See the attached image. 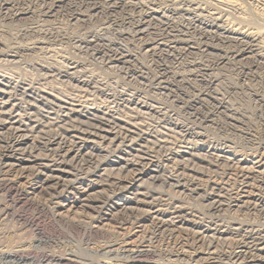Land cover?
Returning <instances> with one entry per match:
<instances>
[{"label":"rangeland","instance_id":"1","mask_svg":"<svg viewBox=\"0 0 264 264\" xmlns=\"http://www.w3.org/2000/svg\"><path fill=\"white\" fill-rule=\"evenodd\" d=\"M51 1L52 0H35L34 4L28 3L27 1L22 2V5L17 4L18 7L17 5L16 7L18 10L24 12V10L27 9V11L30 13L15 17L13 16V12H10L6 9H0V74L6 76L7 78L9 77V79L14 83L16 82L19 84L30 85L34 88H45L44 90L46 92L54 94L55 97H58V99L74 104H85L86 106L98 109L103 113L109 112V115L119 116L122 119H127L139 125L142 130L147 132L154 131L158 136V138H156L160 141L163 137L165 138L162 140L164 141V146L166 145L165 147H167V149L170 147V150L173 152H175L176 148L182 149L183 147H190L194 144H200L203 146H209V148L213 146L215 149H222L225 152L235 154L245 159L264 156V75L261 69H253L247 79H242L240 77L238 67L233 66L231 62L225 60L222 63H217V66L213 67L214 69L212 68L210 71L209 78H204L205 81L210 80L211 83H209V92H205V94H208L200 97V107L203 112L209 111V113H212V115L209 118L208 123H203L197 120V117L195 118L189 111L183 110L181 107H179L180 104L176 97H170L168 93L163 91L162 93L160 90L155 89L152 80L157 75V62H162L164 64L166 63L168 65H165L170 67V72L173 71L172 74H169V76L172 77L174 76L173 73H176L175 79L168 78L167 81L172 83L173 80H181L180 86L183 88L180 87V92L183 95L187 94L189 97H194L200 92H204L205 88L208 87V84L207 82H202L200 78L198 79L196 77H192L194 72L196 73V66L192 67L191 69V66L188 67L186 63L194 61V63L199 61L207 62L210 60V62H215L212 61L216 60L215 57L211 56L212 53H210L209 56L204 57L194 56V61L191 59V56L187 57L188 59L186 58L183 64L179 66L171 63L170 59H166V56L169 54L167 51H163V54L161 53V55L157 57V60H153L149 57V55H147V53H145L146 50L143 49V46H141L142 42L133 39L131 29H128L131 28V25L126 24L128 20H124L128 17L127 14H115L114 18L112 19L116 20L117 22L116 24L113 23L112 25L109 21L110 16H100L98 14L93 16L92 13L85 11L83 8L78 9L75 8L74 5H72L74 6L72 8V6H66L63 3L59 4L58 7L53 8L49 14L47 13V10L51 6ZM137 1L141 3L144 8L169 9L172 11L174 10L173 12H178L187 8L188 4H197L204 10L203 14L205 15L210 14L217 16V13H222V19L224 21L227 19L226 23L230 28L256 38H262H259V46H257L259 47L257 51L260 54L258 52H254L252 54L255 56L260 55V58L263 60L261 62L264 63V0H169L170 2H167L166 0ZM232 5L240 8L242 13L240 14V11L237 12L234 10ZM73 9L80 11V15L78 14L79 16L75 17V14H73ZM130 15H132L134 18L133 13H130ZM174 17L177 18L175 20L176 25H179V18L181 16L176 14ZM152 30L153 29H149L146 36H144L151 39L154 38L153 35H149V33H155V30ZM94 37H98L99 41H96V43L92 42V46L87 45V43L91 44V40L96 39ZM213 44L215 45L216 43ZM224 47L221 44L216 46L217 50L213 49V54L214 51L218 52L220 49L223 50L219 52V54L225 50L227 51V48ZM115 48L121 49L123 51L126 50L133 57L129 63L128 69L124 67L110 66L106 62H103L100 56L95 53V51L114 50ZM163 49L166 48L161 47V50ZM252 54H246L244 57H249ZM103 55H106V53L104 52ZM256 58L258 57L256 56ZM69 64L75 66L73 71L74 75L72 74L73 78H59L56 73L64 70L66 66H69ZM78 80L86 81L89 86L83 85V83H80ZM120 96H124L126 98L128 96L130 98L133 97L136 101L138 100L137 102L144 103L147 106L154 107L158 110L160 109V112L170 117L172 116L171 119L173 122L181 123L182 125L191 127L195 135H193L190 139L186 138L182 141L180 134L175 130L173 131L172 127L165 125L164 128V124H159V120L156 115L152 113L146 114L145 112L139 111L138 109L135 110L133 109V106L130 107L124 104L120 105V103L117 105L118 102L115 101H117ZM18 98L21 99L22 105L24 107L38 108L39 111L40 109H45L42 104L34 103L33 99H25L21 96H18ZM217 106L219 109L216 110L215 108ZM38 116L39 118L41 117L40 114H38ZM74 123V125H77L75 120ZM68 124H64L63 126L66 127H63V129L61 128V130L57 126L48 125L49 127H47L46 123H43V129L46 131L51 129L49 132L52 137L56 135V133H62V135L58 136L60 138L66 139L68 142H71L73 140L71 137L76 136V134H74V132L69 133V131L73 130L72 128L74 125L72 124L73 126H70ZM64 128L66 131H68V133L64 131ZM52 130L53 132L55 131V134H53ZM47 135L48 136H46V134L39 135L38 137L36 136L37 140L40 138L38 140L40 145L37 149H40L41 151L40 153L39 150L37 152L34 151L32 153L33 156L39 155V157H42L47 155L46 153L48 152L45 151V149L41 146L42 143H45V141L48 140V138H51L49 134ZM194 136H197V138ZM4 139H6L5 135L2 137V140L0 138V150L7 146V141ZM68 145L70 144L68 143ZM149 146L151 147L152 144L149 143L148 147ZM217 146H220L221 149ZM122 149L128 151L127 149H124V147H122ZM105 151L106 152H93L94 154L92 152H86L83 158H81L82 161L69 163V166L67 165L66 168L72 173H77V170H79L81 174L88 172V170L89 172L94 171V165L92 163L94 160H101V162H103L108 159L114 160V157L120 156L117 147L114 148L112 146ZM132 154L135 155V153L132 152L130 156H127L126 158L131 159V156L133 157ZM153 154L156 158L155 161L157 162V166H159V176L164 178L165 175L168 176L170 173L174 175H180V177L185 179L184 184L188 187L191 185L189 182L194 181L199 185L209 182L207 184H209L211 187L213 181L217 182L219 180V182L228 181L229 183H226V188L234 189L239 183L242 182L240 179H237L234 176H230L229 179L223 178L222 173L225 170L224 166L218 163H214L215 165H213L211 158L203 159V161H197L193 159H185L186 161H184L179 156L172 158L173 155L170 156V154L164 152L163 149H155ZM86 161L92 165L90 164L89 167H87ZM112 167L113 166L105 167V172H103L104 175L102 178L108 177L109 180L114 181L117 180V178L123 180L129 175L128 171L126 173H122L118 171V167L116 168L114 166V169ZM106 168H108L107 171ZM162 168L164 169L162 170ZM254 173L255 172H250L249 177L245 178V184L248 183L246 185L249 187L248 189L250 192L261 191V193H264V177ZM215 177L216 180L214 179ZM3 178L6 177L1 175L0 182L3 180ZM163 181L160 179V181L154 183L150 180L147 186L144 183L141 184L138 189L141 191L146 187V189L148 188L149 192L153 193V198H159L156 199L157 201L163 200L164 197H166L167 201H171L170 203H172L170 207H174L175 204H179L186 208V211L188 210L189 212L195 214L193 218L191 217L193 220L191 219L187 221L202 223V226L207 225L209 221V228L212 227L211 229L215 228L218 231H222L223 229L228 231L231 229L229 230L230 233H233L232 229L234 228L241 230L239 235L240 237H236L234 234L232 235L233 240L237 239L241 241L245 235L248 238H255V236H257L255 233L260 232L259 229L264 231L263 214H259L258 212H249L242 213L243 215L241 213L232 215L227 212H222L224 214L220 213L214 217L209 216L206 214V203L203 201L201 194L197 196L190 194L189 191L186 190L177 191V189L169 187L168 184H164ZM138 184H140V182ZM151 189L153 191H151ZM104 190L106 193L105 195L108 194L109 196H115L119 191V189L111 186L105 187ZM26 192L32 193V191L29 192V190H26ZM24 193L25 192L6 190L2 188V185L0 186V264H59L60 261H62L63 264H95L98 261H100V264H112V262L124 264L127 261V256L129 255L123 252V250L115 251V248L108 247V245H110L112 242H117L118 240L122 239L123 234H127L129 238L131 237L129 239L130 241L133 239L136 240H133L135 242L134 244L140 245L139 243H141V246L147 244L150 247L149 249L152 250L155 255L163 251V256H160L159 259L157 256V258L154 257L150 259V256H147L146 259L143 258V261L141 259L142 262H145L148 259V263H152L154 260H160L163 257H165L164 259L166 260H172L174 255V247L176 246L177 251L183 253V258L181 257L183 260L182 262L188 263L189 261L187 259H189V251H194V249L190 248L193 247L192 245L196 243V239L198 238L196 237L192 239L190 236H186L185 233L174 234V236L170 237V239L169 237H166L168 233H162V235L160 233L159 236L157 233L153 235L146 233L143 236L140 235V233L138 234L137 229L133 228L132 230L129 228L131 230H126L128 226L119 224L120 222L117 220V215H114L115 211H111L102 217V219L105 218L101 222L102 225L98 223L91 224V227H97L95 225H98L99 227L102 226L105 234L104 236H100L98 234L95 235L91 232L89 234L87 231L84 232L83 227L80 226V223H82L81 225L83 226L84 224L86 225L89 219L87 218V211H83L79 205L71 208V212L65 213V219L59 220L53 218L48 211L39 209L37 206L38 204L36 203H38V201H43L39 199L40 196H36V194H29L28 196L31 200L23 201L22 199L25 197ZM170 197L172 200L168 199ZM41 204L43 203L41 202ZM67 208L68 206L66 209ZM90 212L91 211H89V214L93 215V213ZM196 215H199L198 218H196ZM120 225L121 227L124 226L125 228L123 227V230H120ZM118 233L122 235L119 236ZM241 234L243 235L242 238ZM234 237L236 239H234ZM170 247H172V250ZM13 252L16 253V257L10 256ZM184 252H186L187 255H185ZM69 260H74V262L68 263ZM173 260H175V257Z\"/></svg>","mask_w":264,"mask_h":264},{"label":"bare ground","instance_id":"2","mask_svg":"<svg viewBox=\"0 0 264 264\" xmlns=\"http://www.w3.org/2000/svg\"><path fill=\"white\" fill-rule=\"evenodd\" d=\"M24 1L32 4L35 3V0H0V9H6L10 12H13L14 17L22 14L27 15L30 13L29 11H27V9L24 10V12L17 9L18 5H22V2ZM166 1L170 2L169 0ZM62 3L70 7L74 5L75 8L78 9L83 8L85 11L92 13L93 16L95 14H98L100 16L107 15V17L110 16L109 21L112 25L113 23L116 24L117 22L116 20L112 19L114 18L115 14H127L128 17L124 20H128V22L125 21L126 24L131 25V28L128 29H131L133 39L142 42L141 46H143V49L146 50L145 53H147V55H149V57L153 60H157V57L161 55L163 51H167L169 54L166 56V59H170L171 63L179 66L183 64L184 60L187 57L191 56V59H193L194 56L204 57L209 56V54L212 53L211 56L216 58V60L212 61L215 62H210V60L207 62L199 61L194 63L195 61L193 59L194 62L186 63L188 67L191 66V69L192 67L196 66V73L194 72L192 77H196L198 79L200 78L202 82H207L208 84V87L205 88L204 92L199 91L200 93H196L197 95H195L194 97H189L187 96V94H184V96L180 92V87H182L180 86V79V81L173 80L172 83H169L167 81L168 78L175 79L176 73H173L174 76L170 77L169 74H172L173 71L170 72V67L166 66L168 65L166 63L165 65L162 62H157V75L153 80L151 78L155 89H158L161 92L163 91L165 93H168L170 97H176L180 104L179 107H181L183 110L189 111L195 118L197 117V120H199L200 122L208 123L209 118L212 115V113H209V111H202L200 107V97L208 94H205V92H209V83H211V81H205L204 78H209L210 71L213 67L217 66V63H222L225 60L231 62L233 66L238 67L239 74L242 79H247L253 69H261L264 75V63L261 62L263 60L260 58V55H256L258 57L256 58V56L252 54L254 52H258V40L259 38H262H256L230 28L226 23L227 19H225V21L222 19V13H217V16L203 14L204 10L197 4H188L187 8H185L184 10L173 12L174 10L172 11L169 9L144 8V6L141 5V3H139L137 0H52L51 6L49 5L50 7L48 8L47 13L50 14V11L53 8L58 7V5ZM74 6H72V8ZM232 8L237 12L240 11V14L242 13V10L240 8H237L233 5ZM130 13L134 14V18L132 17V15H130ZM73 14H75V17L79 16L80 11L73 9ZM176 14L181 16L179 18V25H176L175 22L177 18H175L174 15ZM149 29L155 30V33H149V35H153L154 38L152 39L145 37ZM96 41H99L98 37L94 40H91V44L87 43V45L92 46L93 43H96ZM213 43L216 44L214 45ZM220 44L223 47L225 46L227 48V51L224 49L225 51L219 54V52L223 50L220 49L218 50V52L214 51L213 54V49H216V46ZM161 47H165L167 50H161ZM104 52L106 53V55H103ZM95 53H97L100 56L101 60L103 62H106L108 65L113 67H124L127 69L129 68L128 66L131 62V59L133 58L131 54L126 50L123 51L116 48L114 50H99L95 51ZM246 54L252 55L249 57H244ZM74 69L75 66L69 64V66H66L64 70L57 72L56 75L59 78H73L72 74ZM79 82L83 83V85L89 86L86 81L82 80ZM44 89L41 87L34 88L30 85L19 84L16 82L14 83L9 79V77L7 78L6 76L0 74V138L2 140V137H4L5 135L6 139L4 140L7 141V146L3 147V149L0 150V174L6 177L1 180L2 183L0 182L2 188L15 192H25V197L22 199L23 201L31 200L28 196L29 194H36V196H40L39 199L43 200L41 201L43 204H41V202L39 201L38 203H36L37 201L35 202L36 204H38L37 206L39 207V209L48 211L53 218L59 220L65 219V213L71 212V208L79 205V207L83 211H87V218L89 219L86 225L84 224L83 226L81 225L82 223H80V226L83 227L84 232L87 231L89 234L91 232L95 235L98 234L100 236H104L105 234L102 226L99 227L98 225H95L97 227H91V224H101L102 220L105 219H102L103 216L107 215L111 211H115L114 215H117V220L120 222L119 224L128 226L126 230H133V228H135L138 230V234L140 233V235L143 236L146 233L152 235L157 233L158 236L160 233L161 235L162 233H168L166 237H169L170 239V237H173L174 234L185 233L186 236H190V238L192 239L198 237L196 239V243L194 242L195 244H193V247L190 248L194 249V251H189V259H187L189 262L183 263V253L177 251L176 246L174 247V255L172 257V260H166L164 259L165 257L158 260L160 256H163V251L160 252V250V253L155 255V253H153V251L149 249L150 247L147 244L143 246H141V243H139L140 245L134 244V241L136 240L133 239L134 241H130L129 239L131 237L129 238L125 233L126 235L123 234L122 239L118 240V238L117 242L115 241L108 245V247L115 248V251L123 250V252L129 255L127 256V261L124 264H264V231L259 229L260 232L255 233L257 235L255 236V238H248L245 235L241 241L237 240L235 237L234 239L236 240H233L232 235L234 234L236 237H238L241 230L234 228L232 229L233 233H230L229 230L231 229H229L228 231L224 229L222 231H218L215 228H209V221L205 226H202V223H194L195 221H187L191 220L195 216V214L189 212L188 210L186 211V208L179 204H175L174 207H170V205L172 204L170 203L171 201L168 202L166 197H164L163 195L162 196L164 197V199L157 201L156 199L158 197L153 198V193L149 192L148 188L146 189V187L141 191H139L138 189L141 184L145 183L147 186L150 180L154 183H157L158 181H160V179L162 181L164 179V184H168L169 187L175 188L177 189V191L186 190L189 191L190 194L197 196L201 194L203 201L206 203V214L209 216L214 217L215 215L222 212H227L232 215L258 212L259 214L264 215V193H261V191L250 192L248 189L249 187L246 185L248 183L245 184L244 181L246 180L245 178L249 177L250 172H255L256 174L264 177V156L245 159L235 154L223 151L220 146L219 147L221 150L215 149V147L213 146L209 148V146H203L200 144H194L190 147H183L182 149L176 148L177 151L174 148L175 152H173L170 150V147H168L169 149H167V147H165L166 145L164 146V141L162 140H164L165 138H160V141L159 139H157L158 136L154 131L147 132L145 130H142L139 125L127 119H122L119 116L109 115V112V114L105 112L103 113L98 109L86 106L85 104H74L65 100L58 99V97H55L54 94L48 93ZM18 96H21L25 99H33L34 103L42 104L45 109L41 110L39 108V111L38 108L24 107L22 105L21 99H19ZM137 101L133 97L130 98L128 96L126 98L124 96H120L115 102H118L117 105L120 103V105L124 104L130 107L133 106V109L135 110L138 109L139 111H143L146 114L152 113L156 115L159 120L158 123L164 124V128L165 125H169L170 127H172L173 131L175 130L180 134L182 141L186 138L190 139L193 135H195L191 127H187L185 125H182L181 123L173 122V120L171 119L172 116L170 117L160 112V109L158 110L154 107L147 106L146 104ZM215 109L217 110L219 109V107L217 106ZM38 114H40V118ZM74 120L77 125H74ZM43 123H46L47 127H49L48 125L57 126L60 129L66 127L63 126L64 124L69 123L68 125L71 126L74 123V127L72 128L73 130L69 131V133L74 132L76 136H70L73 139L71 142H68L64 138H60L59 136L62 135V133H56V135L52 137L49 132L51 129L48 128V131L43 129ZM64 131H66L65 128ZM54 132L53 134H55ZM66 132L68 133V131ZM43 134H46V136H48L47 134H49L51 136V138L47 137L48 140L41 145L49 154L46 153L47 155L42 157H39V155L33 156L32 153L34 151L37 152L39 150V153L41 151L40 149H37L40 145V143H38V140L40 138L37 140L36 136L38 137L39 135ZM194 137L197 138V136ZM68 143L70 145H68ZM149 143L152 144L151 147H148ZM112 146L114 148L117 147L120 156L113 155L116 156L114 157V160L108 159L103 162H101V160H94L92 162L94 165V171L89 172L88 170L89 173L84 172L80 174L79 170H77V173H72L66 168L69 163L82 161L81 158H83L86 152H106L105 150H108ZM122 147H124V149H127L128 151L123 150ZM155 149H163L164 152H167V154H170V156L173 155L172 158L179 156L184 161H186L185 159L203 161V159L211 158L213 165H215L214 163H218L224 166L225 170L222 173L223 178L229 179L230 176H234L235 178L240 179L242 182L240 181L241 183H239L238 186L234 189L226 188V183L228 181L219 182V180L217 182L212 180L213 183L211 187L209 186V184H207L209 182L199 185L195 183V181L189 182L191 185L190 187H188L184 184L185 179L183 177H180V175H174L170 173V175H165V177L163 178L162 176H159V166H157V162L155 161L156 158L153 154ZM132 152L135 153V155L132 154L133 157L131 156V159L126 158L127 156H130ZM86 164L87 167H89L91 163L89 164L88 161H86ZM111 166H115L116 168L118 167V171L122 173H126L128 171L129 175L123 180L117 178V180L111 181L108 179V177L102 178V176L104 175L103 172H105V167ZM107 169L108 168H106V171ZM163 169L164 168H162V170ZM214 179L216 180V177ZM139 182L140 184H138ZM107 186L119 189V191L117 190L118 194L115 196H109L108 194V196L105 195L106 193L104 188ZM26 190H29V192L32 191V193H28L26 192ZM151 191L153 190L151 189ZM168 199L172 200L171 197ZM67 206L68 208L66 209ZM89 211H91L90 213H93V215H90ZM196 216V218H198L199 215ZM121 225L119 229L123 230L122 228L124 226L121 227ZM120 235L122 234H119V236ZM242 237L243 235L241 236V238ZM172 247H170V249ZM184 253L185 255H187L186 252ZM15 255L16 253L13 252L10 256L16 257ZM147 256H150L149 259L157 256L158 259L154 260L152 263H148V259L146 260L147 262H142L143 258L146 259ZM174 257L175 260H173ZM72 262H74V260H69L68 263ZM59 264H63V262L60 261ZM95 264H100V261L96 262ZM112 264L118 263L112 262Z\"/></svg>","mask_w":264,"mask_h":264}]
</instances>
